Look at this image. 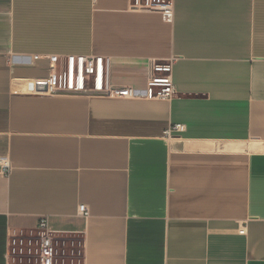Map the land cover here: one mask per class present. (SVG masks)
I'll list each match as a JSON object with an SVG mask.
<instances>
[{"label":"crops","instance_id":"obj_1","mask_svg":"<svg viewBox=\"0 0 264 264\" xmlns=\"http://www.w3.org/2000/svg\"><path fill=\"white\" fill-rule=\"evenodd\" d=\"M70 56L136 95H40ZM1 161L0 264L43 218L54 264H264V0H0Z\"/></svg>","mask_w":264,"mask_h":264},{"label":"built area","instance_id":"obj_2","mask_svg":"<svg viewBox=\"0 0 264 264\" xmlns=\"http://www.w3.org/2000/svg\"><path fill=\"white\" fill-rule=\"evenodd\" d=\"M130 9L138 12H152L161 14L163 19L171 22L174 19V0H130ZM38 58L41 56H37ZM54 74L46 83V91L40 95H54L61 93H90L102 92L112 97L129 98L136 95V90L130 88H112L109 81L105 84V64L102 58L90 56H70L61 69L59 77L55 75L57 70V59L50 58ZM93 86L94 89L91 87ZM155 87H160L155 91ZM176 93L172 81V62L158 64L153 61L150 69V83L148 96L171 99ZM176 131H182L183 127L175 126ZM172 130L166 132L172 134ZM11 167L9 163L0 162V173L9 174ZM79 215L87 218L89 216L88 207L81 205ZM40 236L35 241H28L27 254L37 258V264H54L57 256L54 238L50 230L49 220L43 218L39 222ZM245 234V230H240ZM23 245V241L21 242ZM24 253V249L22 250ZM23 255V254H20Z\"/></svg>","mask_w":264,"mask_h":264},{"label":"rangeland","instance_id":"obj_3","mask_svg":"<svg viewBox=\"0 0 264 264\" xmlns=\"http://www.w3.org/2000/svg\"><path fill=\"white\" fill-rule=\"evenodd\" d=\"M18 241V243H16V241L15 240H12V244H11V255H12V257H14V256H18V255H20V254H27V252H28V250H27V244L25 243V245H22L21 244V242L19 241V239L17 240ZM24 249V253H22L23 250ZM30 264V262L29 261H24V263H21L20 261H19V264ZM31 264H35V262L33 261Z\"/></svg>","mask_w":264,"mask_h":264}]
</instances>
